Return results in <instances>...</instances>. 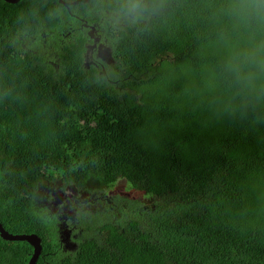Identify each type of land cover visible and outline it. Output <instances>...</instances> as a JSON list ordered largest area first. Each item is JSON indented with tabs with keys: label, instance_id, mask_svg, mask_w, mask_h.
<instances>
[{
	"label": "trees",
	"instance_id": "obj_1",
	"mask_svg": "<svg viewBox=\"0 0 264 264\" xmlns=\"http://www.w3.org/2000/svg\"><path fill=\"white\" fill-rule=\"evenodd\" d=\"M69 11L114 32L107 73ZM121 179L154 203L60 255L38 188ZM0 222L36 264H264V0H0ZM32 252L0 236V264Z\"/></svg>",
	"mask_w": 264,
	"mask_h": 264
},
{
	"label": "flooded vegetation",
	"instance_id": "obj_2",
	"mask_svg": "<svg viewBox=\"0 0 264 264\" xmlns=\"http://www.w3.org/2000/svg\"><path fill=\"white\" fill-rule=\"evenodd\" d=\"M69 13L75 14L80 23L75 25L70 19L67 20L66 23L68 22L69 25L63 36L71 40L82 31L86 41L83 53L85 66L88 68L95 66L100 70V74L106 73L104 61L98 56L96 57V54L100 53L98 50L100 44L111 48V40H109L108 34L114 32L110 30L108 33L106 26L100 22L88 23L80 15L71 11ZM45 42L46 46L49 45L47 51H54L53 44L55 42L48 38H45ZM58 60L59 58H46V61L55 66H57ZM122 181L125 180L121 179L113 186L103 187H99L100 185L77 187L74 183L67 185L62 181L48 185L43 184L45 193L43 197L38 194L37 201L42 200L43 203L40 205L43 207L42 210H46L48 214L55 217L58 240L61 245L58 249L60 255L69 254L65 257H70L80 250L82 241L99 236L98 215L100 214L103 218V213L112 212L115 207H118L117 201L119 199L122 201L128 197L127 191H125V183ZM49 253L53 252L50 251Z\"/></svg>",
	"mask_w": 264,
	"mask_h": 264
},
{
	"label": "water",
	"instance_id": "obj_3",
	"mask_svg": "<svg viewBox=\"0 0 264 264\" xmlns=\"http://www.w3.org/2000/svg\"><path fill=\"white\" fill-rule=\"evenodd\" d=\"M7 2H11V3H15L18 2L20 0H6ZM61 2H63L65 5H68L69 3L74 4L77 3L76 2H67L64 0H60ZM84 2L88 1V0H83ZM104 49H100V53L98 54L101 58H103L105 61H114V57H113V53L112 50L110 48L105 49V52H103ZM0 236L3 239L6 240H25L27 241L30 245L33 246V252L32 255L28 261V264H36L38 257L40 256L41 252H42V238L36 234V233H11L8 230H6L2 223L0 222Z\"/></svg>",
	"mask_w": 264,
	"mask_h": 264
},
{
	"label": "rangeland",
	"instance_id": "obj_4",
	"mask_svg": "<svg viewBox=\"0 0 264 264\" xmlns=\"http://www.w3.org/2000/svg\"><path fill=\"white\" fill-rule=\"evenodd\" d=\"M93 32H92V30H91V34H92ZM107 48H110L109 46H107V45H104V44H100V46H99V48H98V50L100 51V49H104L103 50V52H105V49H107ZM111 49V48H110ZM112 50V49H111ZM46 51H47V49H46ZM48 52V51H47ZM48 53H50L51 55H54V53H52V52H48ZM99 54V53H98ZM98 54H96V57L98 56L101 60H103L104 62H103V64L105 65V69H106V73H107V66L108 67H110V66H112L113 64H114V62L115 61H113V60H111V61H105L103 58H101ZM110 70V69H109ZM122 183H125V188L127 189H125V191H127L126 193L128 194V197H126V198H128V199H134V198H139V199H143V200H141V201H143L144 202V204L143 205H145V206H151L153 203H154V201H152L151 199H149L148 201H146L144 198V196H143V194H145V192L144 191H139V190H136V189H134V188H128L129 187V185L127 184L126 185V182L125 181H122ZM45 188L44 187H39L38 188V190H37V193L41 196V197H43V195H44V193H45ZM42 200H40V201H38V205L40 206V205H42ZM115 209V208H114ZM113 209V210H114Z\"/></svg>",
	"mask_w": 264,
	"mask_h": 264
},
{
	"label": "clouds",
	"instance_id": "obj_5",
	"mask_svg": "<svg viewBox=\"0 0 264 264\" xmlns=\"http://www.w3.org/2000/svg\"><path fill=\"white\" fill-rule=\"evenodd\" d=\"M141 11H143V7L139 3L133 4L128 8V13L130 15L139 14Z\"/></svg>",
	"mask_w": 264,
	"mask_h": 264
}]
</instances>
